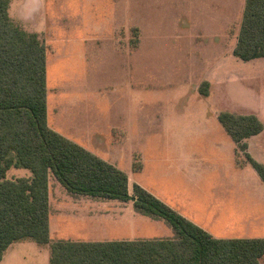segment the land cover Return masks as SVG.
Instances as JSON below:
<instances>
[{"label": "crops", "instance_id": "obj_1", "mask_svg": "<svg viewBox=\"0 0 264 264\" xmlns=\"http://www.w3.org/2000/svg\"><path fill=\"white\" fill-rule=\"evenodd\" d=\"M141 1L146 10L151 4L162 3L166 27L162 38H176L178 32L185 43L180 53H174L179 57L175 65L168 62L164 66L165 80L169 82L174 67L176 71L180 68V58L192 60L198 73L193 89L207 99L214 92L215 71L226 76L235 72H228L233 64L228 56L237 41L245 0H88L86 15L83 12L81 20L77 18L72 25L75 34H61L55 20L48 34L40 25L43 20L35 19L42 0H23L21 16L33 23L46 48L48 126L122 170L130 194L137 183L214 237L264 238V182L247 160L238 159V144L224 126L214 131V108L210 115L200 112L199 125L188 128L191 118L185 107L178 103L175 107L179 110L172 115L170 99H155L149 82L144 81L142 68L147 66L149 76L154 61H140L142 34L134 36L128 30L129 26L139 30L148 24L122 25L131 6ZM232 31L230 53L214 55V39ZM145 38L153 40L149 34ZM199 40L212 44L198 46ZM258 59L264 60L252 61ZM202 61H208L207 67ZM140 81L147 83L144 91ZM111 82L116 84L115 98L108 96ZM204 82L208 83L204 85L206 94L200 91ZM155 103L167 105L166 110L162 114L150 108L140 112L143 104L153 107ZM254 110L260 116L257 108ZM140 122H145L147 129H140ZM244 142L246 152L264 164V129ZM48 204L51 241L155 239L175 234L168 221L138 211L132 200L70 193L51 173ZM15 243L8 246L2 260ZM263 260L264 256L261 264Z\"/></svg>", "mask_w": 264, "mask_h": 264}, {"label": "trees", "instance_id": "obj_2", "mask_svg": "<svg viewBox=\"0 0 264 264\" xmlns=\"http://www.w3.org/2000/svg\"><path fill=\"white\" fill-rule=\"evenodd\" d=\"M0 0V261L14 242L48 245V264H261L264 238H218L133 184L126 174L51 129L46 120V48L38 34L10 16ZM233 54L264 58V0H245ZM202 83L200 91L207 93ZM218 119L264 182V164L246 152L244 139L264 129L254 113L223 110ZM11 167L31 174L7 178ZM137 167L134 166V169ZM74 194L132 200L161 217L171 238L78 241L49 238L48 175Z\"/></svg>", "mask_w": 264, "mask_h": 264}, {"label": "rangeland", "instance_id": "obj_3", "mask_svg": "<svg viewBox=\"0 0 264 264\" xmlns=\"http://www.w3.org/2000/svg\"><path fill=\"white\" fill-rule=\"evenodd\" d=\"M23 0H11L9 5V13L11 18L18 24H20L24 29L31 30V27H34L32 22L28 20H23L22 13H20L21 2ZM33 2V0H31ZM125 2V0H124ZM90 6L88 0H42V9L40 15L35 16L40 20H43L40 25L42 28L48 30V34H51L52 20H55L58 26H60L61 34H75L77 32L76 27H72L73 24H76L75 21L77 18L81 20L83 12L86 15L87 9ZM152 7L149 6L146 10V4H143V1L139 5L133 4L131 6L129 14L126 15V19L122 20V25L126 23H131L136 25L138 23L148 24L141 27L129 26L128 33L132 35L142 34L143 40L141 47L139 49V58L140 61L146 63V60L151 62L154 61V67L152 73L147 76V66H144L143 73L146 78L144 81L149 82V87L153 90L155 99L158 97H165L170 99V110L172 115L174 110L178 111V107L181 104V107H185L186 115L190 117L188 121V128H194V125H199L197 116L200 112L208 113L210 115V109L214 108V131H221L223 129L222 124L220 123L217 115L220 111L229 110L240 113H254V107L257 108V112L260 113V116L255 112L259 118L264 123V60H250L244 61L236 56L233 53H230L233 39L235 34L232 31L230 34L214 39V55L220 53H225L228 55L230 53L231 69L227 76L221 75L219 72H214V92L211 97L199 96L197 89H193L192 82L197 78V72L194 67L191 65L192 60L180 58L179 66L180 68L176 71L175 67L171 70V77L169 82L163 78V68L166 67V64L169 62L170 65H175L178 60V55L175 57L174 53H180V49L184 46V41L182 40L181 34L178 32L174 33L176 38L170 40L163 39L162 37L166 27L163 23V4H156ZM30 9V7H26ZM150 9V11H149ZM24 25L22 24V22ZM67 25V26H65ZM67 28L73 30H67ZM184 30V27H179ZM186 28V27H185ZM36 30L35 27L33 31ZM170 33V31H167ZM147 34L153 36V40L150 38L149 41L145 38ZM170 36V35H169ZM168 36V37H169ZM180 36V37H179ZM200 43H197L199 46H209L212 44L206 40H199ZM217 48V49H216ZM225 55V56H226ZM225 57V58H228ZM216 58V57H215ZM229 60V59H228ZM226 61V59H225ZM208 61H202V65L206 66ZM202 66V70L204 67ZM207 67V66H206ZM215 67V66H214ZM134 81V79H133ZM144 81H140V89L144 91L143 85L147 84ZM170 83L169 87H166ZM111 87L108 89V96L115 98L116 84L111 82ZM202 84H200L201 87ZM204 88V86H203ZM120 91V88L118 89ZM140 92V100L144 99V95ZM113 92V93H112ZM146 99V97H145ZM159 101L164 100L157 99ZM145 103V102H144ZM167 103V101H166ZM180 103V104H178ZM152 105L143 104L139 107L140 112L148 108L154 109L156 113H161L163 110H166L167 105L162 103H155ZM259 109V110H258ZM189 120V118H188ZM140 129H147L145 122H140ZM221 136V135H220ZM222 140V138H220ZM146 140V139H144ZM238 159L246 160L242 150L238 149ZM25 172L29 171L25 168H15L11 167L6 172L7 178H13L17 176L25 175ZM27 174V173H26ZM49 260V248L48 246H40L34 241H22L16 242L13 244V247L10 248L0 264H48ZM261 262V261H260ZM264 264V260L262 261Z\"/></svg>", "mask_w": 264, "mask_h": 264}]
</instances>
